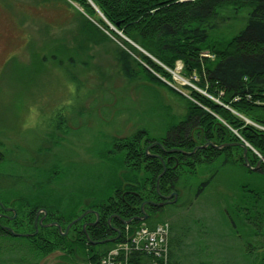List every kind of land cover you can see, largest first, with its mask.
Instances as JSON below:
<instances>
[{
	"label": "rangeland",
	"instance_id": "rangeland-1",
	"mask_svg": "<svg viewBox=\"0 0 264 264\" xmlns=\"http://www.w3.org/2000/svg\"><path fill=\"white\" fill-rule=\"evenodd\" d=\"M65 1L0 0V191L18 193L19 201L25 205L20 209L11 200L6 207L0 199V206L8 210L0 209L7 216L3 225L12 227L9 231L14 237H0V264H117V257L126 252L127 262L134 252L144 254L145 238L140 231L146 225L161 223L169 228L167 253L163 254H168L169 260L173 253L174 264H257L264 248L249 250V247L260 242L264 245V217L261 222L256 216L263 212L259 213L261 207L257 204L245 216L232 212L229 216L238 190L246 186L244 181L254 182L251 190L264 195V163L258 167L263 157L245 141H241L239 148H232L230 159L224 160L223 155L222 160L212 164H196L192 174L182 164L177 190L169 195L162 192L161 198L155 199L164 202L155 206L158 211L145 210L151 223L136 226L134 222L135 226L126 227L125 233L120 229L131 237L115 243L106 257L92 260L90 251L84 253L79 243L69 244L60 239L56 229L51 233L45 231L58 244L45 256L20 238L25 232L32 233L33 223L46 218H50L49 224L58 223L64 235L74 237L72 230L66 233L69 223L58 219V209L66 215L65 209L76 210L80 217L85 213L82 209L101 204L106 195L114 197L112 186L118 181L125 182L135 170L128 164L122 165L119 159L122 151H118L117 145L140 129L147 130L150 140L160 142L171 123L185 112L183 97L170 89L146 79H125L113 51L119 45L134 58L140 59L142 53L158 62L152 53L110 24L92 0H88L95 6L91 4L95 10L92 16L79 3ZM245 17L223 16L219 18L218 29L236 31L245 23ZM165 69L174 79V83L167 79V84L190 98V90L184 87L194 84L181 75L183 63L177 62L175 70ZM200 92L207 94L204 90ZM192 135L195 138L198 133L194 130ZM196 143L202 147L201 139H196ZM245 148L246 156L256 153L255 165L248 157L247 161L242 159ZM150 149L148 152L152 153ZM153 154L166 164L167 160L159 153ZM224 161L227 166L196 194L194 190ZM248 170L261 172V177L256 178L259 173L251 178ZM138 174L144 176L143 167ZM39 195L41 202L36 200ZM243 200L252 210L249 198ZM34 206L36 212L31 217L29 213ZM14 208L18 226L10 218ZM50 212L57 214L51 217ZM155 217L161 218L157 222ZM29 218L35 219L34 222ZM255 221L259 224L255 225ZM11 230L20 232V236Z\"/></svg>",
	"mask_w": 264,
	"mask_h": 264
},
{
	"label": "trees",
	"instance_id": "trees-1",
	"mask_svg": "<svg viewBox=\"0 0 264 264\" xmlns=\"http://www.w3.org/2000/svg\"><path fill=\"white\" fill-rule=\"evenodd\" d=\"M73 1L83 6L86 14L91 16L95 14L88 0ZM92 1L110 24L124 32L148 53H152L165 68L175 70L177 62H182L181 75L189 78L194 87L198 89L185 85L184 88L190 90L191 95L187 98L181 91L167 84L168 80L174 83L173 75L156 60L142 53H140V59L134 58L126 49L117 45L113 51L114 59L119 64L123 77L131 81L146 79L182 96L185 101L184 115L171 123L166 134L161 136L160 142L150 140L152 138L147 136V130L140 129L125 143L123 142L124 144H116L118 151H122L119 157L122 165L128 164L135 170L125 182L118 181L117 185L112 186L115 191L114 197L106 195L103 201H100L101 204L95 203L96 205H89L88 208L82 209L83 213L90 211L69 229L73 231L74 237L64 235L55 226H39L36 232L35 223H33L32 233L25 232L24 234L30 235L27 237L23 235L20 238L31 244L32 250L41 256L48 255L58 248V244L45 235V231L51 233L53 229L54 231L56 229L55 234L60 239H65L69 244L79 243L84 253L87 250L90 251L92 260L102 255L108 256L115 243L126 242L127 238L130 239L131 236L124 235L126 227L135 223L136 226L141 225L142 222L151 223V219H148L151 216L145 218L146 212H143V204L147 203L144 210L158 211L152 203L156 202L155 199H160L163 193L169 195L172 190H177L180 183L179 169L182 164H186L187 169H190L187 172L192 174L194 172L192 169L196 164H212L214 161L222 160L223 155L224 160L230 159L232 148L240 147V145L232 144L222 149L213 146L204 148L203 145L207 142L213 141L220 145L245 141L259 156L264 155V0ZM241 15H246L245 23L236 31L235 29L229 32L219 31V18L226 16L235 19ZM215 33H217L216 38L213 37ZM77 87L81 89L80 85ZM203 90L207 94L200 92ZM247 119L250 122H247ZM220 120H223L224 124ZM194 130L198 133L195 138L192 135ZM157 138L154 137V139ZM196 139H201L202 147H199L196 152L187 154L197 147ZM154 143L157 144L151 147L152 153L148 152L147 148ZM153 152L159 153L165 161L167 160L165 162L166 172L163 176L160 175L164 169V162ZM256 153L247 155L250 161L253 160L252 165L257 163ZM242 159L245 160L243 156ZM226 166V161L221 162L219 167L214 169L213 174L194 192L198 194L205 187L204 185L210 184L209 180L214 179L216 173ZM142 167L144 176L140 177L138 173ZM248 172L252 175L251 178L259 173L260 176L256 178L261 177V172L250 170ZM253 183L251 180L243 182L246 186L238 190L237 200L233 202L229 216L231 212L235 216H245L251 213L258 204L261 207L259 213L263 212L256 216L262 222L264 195L260 194V191L255 193L252 191L250 186ZM18 196L19 194L12 190L0 191V199L4 206L13 200L21 209L25 205L19 201ZM243 198H249L252 210L244 204ZM36 200L41 202V195L36 197ZM81 205L82 203L78 206ZM36 208L37 206L32 207L29 216H33ZM0 209L1 212L8 211L1 206ZM65 210L67 215L58 209V219L62 222L70 224L79 217L76 210ZM1 212L0 237L14 238L9 231L12 227L3 225L2 220L7 216L2 215ZM17 214V209L14 208L13 216L10 218L15 226H18L19 221L15 220ZM53 214L57 212H50L51 217H54ZM98 215L99 220L97 221ZM90 216H94V219L90 220ZM139 216L145 219L139 220L137 218ZM155 218L158 222L161 217ZM29 219L32 222L35 220ZM49 219H44V224H47ZM130 219H132L131 223L125 226L123 220ZM85 224L87 225L84 229ZM161 224L168 229L169 238L168 224ZM254 224L258 225L259 222L255 221ZM157 225H146V228L149 227V231H155ZM116 229H121L124 233L120 231V234ZM87 235L92 242L97 243L92 244L88 241ZM251 246L249 250L257 247L258 249L264 248L262 242L258 246L254 244ZM96 247L99 248L95 250ZM79 251H81L80 248ZM142 251L143 255L139 252L132 253V258L127 262L125 255L121 253L115 262L117 264H174L173 253H170L168 260L167 252L163 254V251ZM71 252H75L72 246ZM257 264H264V253L258 258Z\"/></svg>",
	"mask_w": 264,
	"mask_h": 264
},
{
	"label": "built area",
	"instance_id": "built-area-1",
	"mask_svg": "<svg viewBox=\"0 0 264 264\" xmlns=\"http://www.w3.org/2000/svg\"><path fill=\"white\" fill-rule=\"evenodd\" d=\"M162 230L163 232H159L160 230L149 231L147 229H142L140 232L143 233V238H145V244L142 245V248L145 250L151 249L153 251L166 252L168 229L163 227ZM158 234H160L161 236H158Z\"/></svg>",
	"mask_w": 264,
	"mask_h": 264
},
{
	"label": "water",
	"instance_id": "water-1",
	"mask_svg": "<svg viewBox=\"0 0 264 264\" xmlns=\"http://www.w3.org/2000/svg\"><path fill=\"white\" fill-rule=\"evenodd\" d=\"M91 4L93 5V3L91 2ZM94 6V5H93ZM95 7V6H94ZM208 145H213V143H209V144H205V145H203V147L205 148L206 146H208ZM243 145V144H242ZM153 145H151L149 148H147V151L152 147ZM199 147H196L195 149H194V152L198 149ZM246 152H247V148H245V159H246V161H247V156H246ZM261 161L262 160H260L259 162H258V164H260L261 163ZM165 170H166V167H165V164H164V171L161 173V175L160 176H162V175H164V172H165ZM176 195V197H177V194H175ZM172 195H170V196H167V198H170ZM162 204H164V202H162V203H157V205L158 206H160V205H162ZM145 205H143V207H144ZM87 212H89V211H87ZM87 212H85L83 215H81L78 219H76L75 221H73V222H71L70 224H69V226L67 227V231H66V233L68 232V230H69V228L74 224V223H76L77 221H79V220H81L86 214H87ZM46 215V214H45ZM130 221H127V223H129ZM43 223V221L42 220H40V225H43L42 224ZM35 225H36V231H38V223H37V221L35 222ZM56 226V225H58V223H51V224H48V225H45V226ZM59 226V230L60 231H62V227L60 226V225H58ZM12 231V230H11ZM13 232V231H12ZM14 233V232H13ZM15 235H18V236H20V234H16V233H14ZM26 236L28 235V234H25ZM87 237L89 238V236L87 235Z\"/></svg>",
	"mask_w": 264,
	"mask_h": 264
},
{
	"label": "bare ground",
	"instance_id": "bare-ground-1",
	"mask_svg": "<svg viewBox=\"0 0 264 264\" xmlns=\"http://www.w3.org/2000/svg\"><path fill=\"white\" fill-rule=\"evenodd\" d=\"M246 121H247V122H250L248 119H247ZM236 133H237V131H236ZM238 135H239V134H238ZM239 137H240V136H239ZM209 143H213V145H208V146H213V147H215V148H217V149H222V148L227 147V146L232 145V144H234V145H240V141H239V142L235 141V142H230V143H225V144H220V145L216 144V143L213 142V141H210V142H207L206 145L209 144ZM208 146H206V147H208ZM206 147H205V148H206ZM261 157H263V160L261 161L260 164H258V167H260L261 164L264 163V155L261 156ZM245 161H246V160H245ZM145 204H147V203H144L143 205H145ZM152 204H153L154 206H158L157 203H152ZM145 218H147V216H145ZM145 218H141L140 220H144ZM109 221H111V219H110ZM129 221H130V220H129ZM129 223H130V222H129ZM129 223H127V221H124V225H125V226H126L127 224H129ZM163 227H164L163 224H159V225L156 226L155 231H159V230L162 229Z\"/></svg>",
	"mask_w": 264,
	"mask_h": 264
},
{
	"label": "flooded vegetation",
	"instance_id": "flooded-vegetation-1",
	"mask_svg": "<svg viewBox=\"0 0 264 264\" xmlns=\"http://www.w3.org/2000/svg\"><path fill=\"white\" fill-rule=\"evenodd\" d=\"M170 200V199H169ZM155 203H162V202H158V201H156ZM143 209V212H145V210H144V207L142 208ZM94 213H95V211H94ZM137 218H141L140 216L139 217H137ZM98 220H99V215H98ZM43 221V220H42ZM123 221H125V220H123ZM127 221H129V220H127ZM131 221H132V219H130V223H131ZM44 222V221H43ZM110 222V221H109ZM129 223V224H130ZM43 224V223H42ZM129 224H127V225H129ZM87 225V224H86ZM118 232H120L121 230H118V229H116ZM120 234H121V232H120ZM117 239V238H116ZM115 239V240H116Z\"/></svg>",
	"mask_w": 264,
	"mask_h": 264
}]
</instances>
